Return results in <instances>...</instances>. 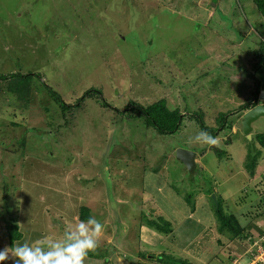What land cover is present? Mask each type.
Returning a JSON list of instances; mask_svg holds the SVG:
<instances>
[{
    "label": "rangeland",
    "instance_id": "1",
    "mask_svg": "<svg viewBox=\"0 0 264 264\" xmlns=\"http://www.w3.org/2000/svg\"><path fill=\"white\" fill-rule=\"evenodd\" d=\"M261 46L264 15L252 0H0V74H39L26 104L0 81V250L62 240L86 205L104 229L84 264H167L151 257L161 252L192 264H248L251 239L264 230L256 135L264 117L249 137L247 109H237L255 103L254 76L258 99L264 90V66L252 68ZM44 84L70 104L90 87L104 100L63 112ZM159 98L186 114L174 133L158 134L138 111L122 110ZM188 112H202L212 127L226 112L232 126L218 131L217 146L197 143L202 129ZM178 148L196 153L193 170ZM257 148L250 175L247 154ZM212 194L247 225L246 237L217 231ZM157 217L171 221L169 233L148 227ZM186 232L194 236L184 249Z\"/></svg>",
    "mask_w": 264,
    "mask_h": 264
},
{
    "label": "trees",
    "instance_id": "2",
    "mask_svg": "<svg viewBox=\"0 0 264 264\" xmlns=\"http://www.w3.org/2000/svg\"><path fill=\"white\" fill-rule=\"evenodd\" d=\"M256 9L259 13L264 15V0H252ZM263 42H261V45ZM252 68L253 72L256 71V73H261L262 68L264 66V47L261 46L259 49H256L255 55H254ZM32 76H39L37 72H10L7 74H0V81H7L6 83V91L9 93H13L20 101L21 104H26V102L29 99V91L31 87V77ZM252 76V75H251ZM253 77V76H252ZM255 78V88L253 91V100L257 99V96L259 94L260 89V80L258 78ZM46 90L48 93L52 96L53 100L58 103L62 111L71 109L73 106L79 107L80 104L85 99H92L93 97H101L102 90L100 88L96 87H90L86 89L83 94L78 97L74 103L70 104L63 100L61 95L54 90L52 87H50L47 84H44ZM0 90H3L0 88ZM102 98V97H101ZM103 99V98H102ZM104 100V99H103ZM100 103L102 105L108 106V103L106 101L100 100ZM253 102H246L238 107V111L246 110L250 108L252 105H254ZM26 107V105H24ZM132 109V112L138 111L140 114L144 116V122L147 127H152L158 134L164 135V134H171L177 131L181 125V122L183 120V117L186 116L185 113H183L179 108H170L164 98H159L155 101H152L149 104H141L137 103L135 101H130L126 105H124V108L122 110ZM226 112L220 113L218 115L217 119L219 121V124L217 127H212L206 125L205 121L203 120L202 112H188V117L191 119H195V121L199 124L202 131H207L212 136L216 137L218 134V131L223 130L224 128H231V123L226 120H224V115ZM257 139H259V144L261 148H264V134L257 133ZM260 158L259 155V148L256 149L254 153L247 154V164L246 169L249 170V174L253 175L254 169L257 165L258 159ZM264 177V176H263ZM256 185V184H255ZM212 201V199H211ZM213 202V201H212ZM213 211L215 215V219L217 221V231L222 234L226 235L230 239L234 238H244L246 237V233H248L249 229L247 230V225H240L239 219L237 216H235L233 213L225 210V208H222V205L217 197V205L213 202ZM253 206V205H251ZM250 206V207H251ZM256 208V216L262 215L261 212H259V206L254 205ZM91 216L90 208L86 205L80 206L79 209V220L80 221H86L88 217ZM243 217V216H242ZM250 218V217H249ZM248 219V218H247ZM246 221V220H245ZM148 227H154L158 231L162 233H169L172 230V223L170 220L164 219L162 217H157L156 219L149 220L147 222ZM15 225L12 224L11 230H9V234H14L16 229L14 227ZM12 231V232H11ZM258 232V236L261 235ZM257 236L252 237V241ZM89 254V253H88ZM90 256H95V254H89ZM142 257H145L144 254H141ZM151 257H158V261L167 259V264H192L185 258H179L172 256L170 254H167L165 252H161L158 255L151 254Z\"/></svg>",
    "mask_w": 264,
    "mask_h": 264
},
{
    "label": "clouds",
    "instance_id": "3",
    "mask_svg": "<svg viewBox=\"0 0 264 264\" xmlns=\"http://www.w3.org/2000/svg\"><path fill=\"white\" fill-rule=\"evenodd\" d=\"M193 140L208 146L219 143L218 138L207 131L198 132ZM103 229L104 225L95 216H89L86 221L68 225L62 240L25 242L11 251L5 247L0 250V264L9 259H13L14 264H84L88 253L99 247Z\"/></svg>",
    "mask_w": 264,
    "mask_h": 264
},
{
    "label": "water",
    "instance_id": "4",
    "mask_svg": "<svg viewBox=\"0 0 264 264\" xmlns=\"http://www.w3.org/2000/svg\"><path fill=\"white\" fill-rule=\"evenodd\" d=\"M259 99L262 103L256 104L251 108L243 112L241 119V128L242 132L250 137L252 131L253 122L257 121L259 118L264 117V91L260 92ZM177 159L183 162L188 170H193L195 168V157L196 153L190 150L178 148ZM214 202H217V197L212 194Z\"/></svg>",
    "mask_w": 264,
    "mask_h": 264
},
{
    "label": "built area",
    "instance_id": "5",
    "mask_svg": "<svg viewBox=\"0 0 264 264\" xmlns=\"http://www.w3.org/2000/svg\"><path fill=\"white\" fill-rule=\"evenodd\" d=\"M250 257L248 264H264V232L257 237L250 244L249 250H247ZM246 255V254H245ZM231 264H240L238 259H234Z\"/></svg>",
    "mask_w": 264,
    "mask_h": 264
},
{
    "label": "crops",
    "instance_id": "6",
    "mask_svg": "<svg viewBox=\"0 0 264 264\" xmlns=\"http://www.w3.org/2000/svg\"><path fill=\"white\" fill-rule=\"evenodd\" d=\"M233 129H234V128H233ZM250 135H251V134H250ZM196 161H198L197 157H195V164H196ZM197 213H199V210H198V211H197V210H194L193 212L190 211V214H192V216H191V217H188V218L191 219V220H192V219H195V217H196L195 214H197ZM207 216H208V215H204V216H203V220H205V218H206ZM204 222H205V221H204ZM204 222H203V223H204ZM204 227L206 228V227H208V226L205 225ZM190 228H191V227H190ZM197 228H198V227H197ZM186 233H187L189 236H191V237H190L189 239H187L188 241H187L184 245H181V248L183 247L184 249L188 247V245L190 244V240H191L192 237L194 236L193 233H191V232H190V233L186 232ZM180 244H183V243L180 242ZM203 245H206V243L203 244ZM179 246H180V245H179ZM185 257H186V256H185ZM185 257H184V258H185Z\"/></svg>",
    "mask_w": 264,
    "mask_h": 264
},
{
    "label": "flooded vegetation",
    "instance_id": "7",
    "mask_svg": "<svg viewBox=\"0 0 264 264\" xmlns=\"http://www.w3.org/2000/svg\"><path fill=\"white\" fill-rule=\"evenodd\" d=\"M254 102H255L254 105L259 104V103H262V101L260 99H258V98Z\"/></svg>",
    "mask_w": 264,
    "mask_h": 264
}]
</instances>
